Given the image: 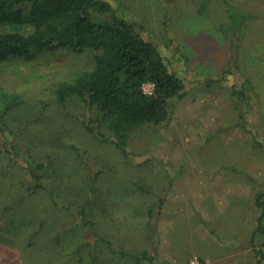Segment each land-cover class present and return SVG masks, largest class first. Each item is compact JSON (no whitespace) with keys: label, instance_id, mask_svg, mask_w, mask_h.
<instances>
[{"label":"rangeland","instance_id":"rangeland-1","mask_svg":"<svg viewBox=\"0 0 264 264\" xmlns=\"http://www.w3.org/2000/svg\"><path fill=\"white\" fill-rule=\"evenodd\" d=\"M109 3L184 94L125 155L104 127L86 130L95 110L53 93L94 53L0 63V264H264V0ZM196 182L201 199L182 194Z\"/></svg>","mask_w":264,"mask_h":264},{"label":"trees","instance_id":"trees-1","mask_svg":"<svg viewBox=\"0 0 264 264\" xmlns=\"http://www.w3.org/2000/svg\"><path fill=\"white\" fill-rule=\"evenodd\" d=\"M109 1L0 0V63L31 61L58 49L94 53L90 70L57 84L53 93L61 105L77 98L95 110L86 130L97 134L104 127L114 147L126 155L131 132L165 122L172 113L171 101L183 96L186 83L159 46L144 37L142 28L117 16ZM235 21L231 12L229 22ZM146 84L153 86L152 93H145ZM17 104V99L7 101L8 109ZM263 199L264 193L256 194L255 204L262 209L256 232L264 235Z\"/></svg>","mask_w":264,"mask_h":264},{"label":"crops","instance_id":"crops-1","mask_svg":"<svg viewBox=\"0 0 264 264\" xmlns=\"http://www.w3.org/2000/svg\"><path fill=\"white\" fill-rule=\"evenodd\" d=\"M181 185L182 186L180 188L187 189L186 192L182 193L183 195H185L186 197H190L194 200L201 199L202 193L199 190L203 189V187L200 186L199 183H197V182L195 184H191V183H185L184 184L183 183ZM211 195H210V193L205 194L204 197H206V200H208L207 198L211 197ZM209 201H212V199H210ZM163 251L165 252V249Z\"/></svg>","mask_w":264,"mask_h":264},{"label":"built area","instance_id":"built-area-1","mask_svg":"<svg viewBox=\"0 0 264 264\" xmlns=\"http://www.w3.org/2000/svg\"><path fill=\"white\" fill-rule=\"evenodd\" d=\"M149 86L150 87V90L149 91H147V90H145V86ZM146 85H144V91H145V93H147V94H150V93H152V90H153V86L151 85V84H146Z\"/></svg>","mask_w":264,"mask_h":264}]
</instances>
